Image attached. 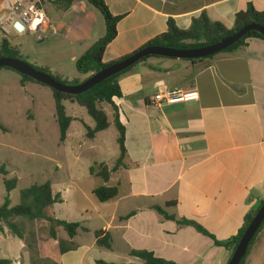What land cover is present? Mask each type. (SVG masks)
<instances>
[{
  "label": "crops",
  "instance_id": "obj_1",
  "mask_svg": "<svg viewBox=\"0 0 264 264\" xmlns=\"http://www.w3.org/2000/svg\"><path fill=\"white\" fill-rule=\"evenodd\" d=\"M62 1L41 0L55 28L41 40V69L77 85L93 76L80 73L77 64L106 36V22L86 0H75L71 5ZM104 1L115 17H122L117 38L104 54L105 64L133 55L165 34L170 20L188 30L195 19L206 14L233 29L237 14L250 5L264 12V0ZM4 3L0 0V10ZM119 84L123 96L115 98L113 105L126 128V166L111 172L108 182L93 175L91 168L104 164L112 171L120 158L119 133L118 149L111 155L104 137L113 126L117 129L114 106L108 104L110 113L105 109L110 127L90 139L87 127L94 129L96 122L89 114L91 119L77 116L82 109L78 103L64 102L73 121L61 144L77 159L83 151L91 158L82 169L60 165L62 177L51 184L63 201L49 212L56 220L78 223L81 228L73 239L59 228L57 240L42 244L41 257L58 264H142L132 252L147 251L177 264H229L233 256L230 250L178 221H194L217 240L228 241L240 233L264 201V40L249 39L246 46L203 62L152 57L123 74ZM41 86L23 80L14 70H0V89L4 92L16 89L27 96L30 90L42 92ZM177 90L198 91L200 99L155 104L156 95ZM25 99L35 104L34 97ZM3 127L4 132H10ZM20 152L27 155L22 149ZM3 166L8 175L1 173ZM3 166L0 207L8 195L5 179L18 178L17 166ZM18 181L9 194L12 208L27 189ZM101 186L117 187L118 197L100 202L94 191ZM157 207L176 220L165 218ZM0 225V261L30 264L26 241L11 234L4 223ZM99 232L103 238H110V249L98 245ZM61 242H72L75 249L63 254ZM263 254L261 232L246 264H261Z\"/></svg>",
  "mask_w": 264,
  "mask_h": 264
},
{
  "label": "trees",
  "instance_id": "obj_2",
  "mask_svg": "<svg viewBox=\"0 0 264 264\" xmlns=\"http://www.w3.org/2000/svg\"><path fill=\"white\" fill-rule=\"evenodd\" d=\"M75 0H65L62 1L66 5H71ZM88 4L97 8L105 18L107 33L106 36L98 41L91 49H89L78 61L77 68L82 74L92 73L93 75L100 72L101 70L110 67L116 63H119L130 56L124 57L111 64H105L103 62L104 54L108 46L117 38V25L122 17H115L109 10L104 0H86ZM257 24L264 27V12L258 11L253 5H250L245 11H241L236 16L235 27L233 29H228L225 25L220 22L212 21L206 14L201 15L200 18L195 19L192 23L191 28L188 30L180 29L173 20L168 23V31L157 37L156 39L150 41L145 46H143L139 51L147 47H167L176 50H192L204 48L218 42H221L236 32L240 31L246 26ZM259 38L264 40V37L258 32L248 33L242 40H240L235 45L231 46L222 53L233 52L241 47L247 45L249 39ZM221 54V53H220ZM214 56L208 57L202 60H188L191 62H203L208 59H212ZM155 57V56H152ZM147 57L142 61L138 62L133 67L119 73L109 79L103 81L102 83L96 85L91 90L87 91L78 96H72L67 94L59 93L53 89V95L56 101V116L57 121L60 126L61 131V142H65L67 139V134L73 119L69 117L66 113V108L64 106L65 101H72L78 103L80 106L84 107L88 114L96 122V127L91 129L87 127V137L93 139L100 132L106 131L110 127L109 117L104 109H101L99 105L101 103H107L113 105V100L115 98H121L123 96L121 86L119 84V78L132 70L135 66L141 62L146 61ZM2 58H17L23 60L21 52L18 48L13 47L10 42L6 39L0 40V59ZM24 61V60H23ZM7 69V68H6ZM38 69V68H37ZM1 70V69H0ZM12 70V69H9ZM40 70V69H38ZM46 74L52 76L49 72L40 70ZM21 75V74H20ZM23 80L31 81L42 85L41 83L33 80L28 76L21 75ZM56 81L70 85L67 81L52 76ZM92 77V76H91ZM45 86V85H42ZM47 87V86H46ZM114 106V105H113ZM115 108V125L119 132L118 145L120 148V158L112 171L104 165H96L91 168V173L97 177L102 178L105 182L110 180L111 172L117 171L120 167H125V159L127 157V149L125 145L126 141V128L120 121V116L118 110ZM0 128L4 129L3 125L0 123ZM1 173L8 175L5 167L1 169ZM18 178L5 179V186L7 191L6 202L0 207V224L4 223L10 230L11 234L24 239L27 244V251L31 256L30 264H58L50 259H45L41 257V246L44 242L48 240H57L58 229L63 228L70 239H73L81 225L78 223H67L63 221L56 220L49 212V209L57 203H61L62 197L60 195H55L53 192L51 182L44 184H36L27 188L21 192V204L17 207L12 208L10 204L9 194L15 190L18 186ZM94 194L96 198L102 202H109L114 200L119 195V190L117 187H105L101 186L95 189ZM264 201L256 208L253 214L246 221L245 226L240 231V233L228 240L219 241L217 240L208 230H206L202 225L190 221V220H180L178 223L181 226H191L194 227L199 233L213 239L217 246L224 247L234 254L237 249L242 237L247 231L252 220L260 210ZM156 210L165 216L167 219L176 220L174 216H169L163 209L157 207ZM38 225L37 227H35ZM1 228V225H0ZM264 230V222L260 229L256 233L254 239L252 240L246 255L242 259L240 264H246L247 258L251 252V249L257 240L259 234ZM102 232L97 234L98 245L100 247L111 248V240L109 237H102ZM75 249V245L72 242H61L60 251L61 253H67ZM132 255L140 258L142 264H177L173 261H168L155 256L154 253L147 251H133ZM0 264H12L11 261H0ZM97 264H107L105 262H98Z\"/></svg>",
  "mask_w": 264,
  "mask_h": 264
},
{
  "label": "rangeland",
  "instance_id": "obj_3",
  "mask_svg": "<svg viewBox=\"0 0 264 264\" xmlns=\"http://www.w3.org/2000/svg\"><path fill=\"white\" fill-rule=\"evenodd\" d=\"M9 39L20 49L21 56L26 63L41 70V45L43 42L38 37L24 34L17 39L14 37ZM67 82L70 85L76 83ZM41 87H43L42 92L30 90L27 96L19 93L16 89L8 92L0 89V121L10 129V132L6 133L0 128V162H2L0 166L9 167L10 164L17 166L16 177L21 180L22 188L47 182L55 183L62 177L60 165H63L65 169L69 167L82 169L91 158L90 154L83 151L84 154L80 159H77L75 153L61 144V131L57 121L56 101L53 92L49 87ZM29 96L30 98L34 97L35 104L31 102V99H29L30 101L25 99ZM99 107L110 113L107 103H101ZM77 113L81 119L86 116L91 119L84 107ZM76 131L77 126H74L73 132ZM118 133V130L113 126L104 134L106 149L110 155L118 149L116 144ZM21 149L27 152V155H23L20 152ZM116 165L117 163H115ZM93 199L98 201L94 196ZM20 203L21 196H19L18 205ZM259 262L264 264V254Z\"/></svg>",
  "mask_w": 264,
  "mask_h": 264
},
{
  "label": "water",
  "instance_id": "obj_4",
  "mask_svg": "<svg viewBox=\"0 0 264 264\" xmlns=\"http://www.w3.org/2000/svg\"><path fill=\"white\" fill-rule=\"evenodd\" d=\"M250 32H258L264 37V27L257 24H252L244 27L231 37L221 42L200 49L176 50L167 47H147L141 51L134 53L129 58L101 70L100 72L94 74L84 83L77 85H66L60 83L49 74L41 72L40 70L26 63L25 61L17 58L0 59V69H12L21 75L28 76L33 80L41 83L42 85H45L55 91H58L59 93L78 96L83 93H86L87 91L91 90L96 85L102 83L110 77L122 73L123 71H126L127 69L133 67L138 62L142 61L147 57L155 56L179 60H202L224 52L225 50L242 40ZM263 222L264 204L261 206L260 210L249 225L237 249L235 250L229 264L241 263L242 259L246 255V252L252 240L254 239L256 233L260 229Z\"/></svg>",
  "mask_w": 264,
  "mask_h": 264
},
{
  "label": "built area",
  "instance_id": "obj_5",
  "mask_svg": "<svg viewBox=\"0 0 264 264\" xmlns=\"http://www.w3.org/2000/svg\"><path fill=\"white\" fill-rule=\"evenodd\" d=\"M55 28L47 17L41 0H5L0 10V36L3 39L20 34H33L44 40L48 31ZM198 91H166L155 96L158 106L178 102L199 101Z\"/></svg>",
  "mask_w": 264,
  "mask_h": 264
}]
</instances>
